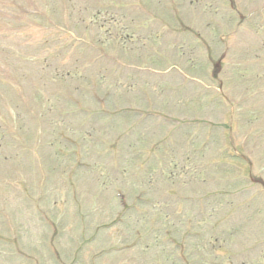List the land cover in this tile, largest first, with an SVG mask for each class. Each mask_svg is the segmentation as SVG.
Masks as SVG:
<instances>
[{"label": "rangeland", "instance_id": "obj_1", "mask_svg": "<svg viewBox=\"0 0 264 264\" xmlns=\"http://www.w3.org/2000/svg\"><path fill=\"white\" fill-rule=\"evenodd\" d=\"M118 2L0 0V264H264V0Z\"/></svg>", "mask_w": 264, "mask_h": 264}]
</instances>
